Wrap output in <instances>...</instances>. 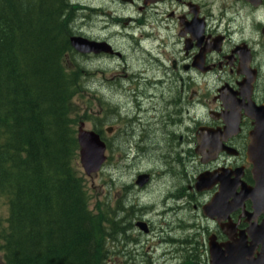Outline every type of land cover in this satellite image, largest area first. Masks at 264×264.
Instances as JSON below:
<instances>
[{"label":"flooded vegetation","instance_id":"af4514ba","mask_svg":"<svg viewBox=\"0 0 264 264\" xmlns=\"http://www.w3.org/2000/svg\"><path fill=\"white\" fill-rule=\"evenodd\" d=\"M115 1L127 13L131 30L139 32L140 44L129 33L126 37L151 57L153 67L139 75L148 83L122 89L127 92L126 102L117 97L114 103L118 104L106 106V116L112 120L105 130L107 141L101 131L97 134L105 151L117 158H143L153 149L165 166L158 175H170V163L182 171L184 185L157 180L161 208L152 214L170 225L159 222V229L168 227L164 240L168 247L161 251V260L263 264L259 245L253 247L247 233L262 216L250 215L245 192L253 187V167L246 160L248 135L254 113L264 112V0ZM134 8L138 14L132 19ZM76 19L73 14L72 20ZM237 21L243 24L239 30ZM89 40L105 42L110 51L79 55L121 58L110 38ZM143 44L149 45L147 50ZM197 79L213 81L209 95L200 96L192 87ZM113 139L121 145H113ZM195 159L198 166L193 168ZM135 180L139 191L146 192V185L139 186L140 180ZM124 187L128 196L135 194L131 185ZM126 197L117 201L123 208L120 219L129 221L130 227L138 222L147 228L148 220L132 221L137 204L132 201L126 207ZM171 214H176L173 220Z\"/></svg>","mask_w":264,"mask_h":264},{"label":"trees","instance_id":"16d2710c","mask_svg":"<svg viewBox=\"0 0 264 264\" xmlns=\"http://www.w3.org/2000/svg\"><path fill=\"white\" fill-rule=\"evenodd\" d=\"M71 12L65 0H0L4 264H105L107 242L130 228L117 218L120 202L87 209L72 103L83 68L68 43Z\"/></svg>","mask_w":264,"mask_h":264},{"label":"rangeland","instance_id":"374dc122","mask_svg":"<svg viewBox=\"0 0 264 264\" xmlns=\"http://www.w3.org/2000/svg\"><path fill=\"white\" fill-rule=\"evenodd\" d=\"M65 1L70 5V10L72 11L68 19V27L72 33L69 37L81 36L86 39H94L95 37L99 39L110 38L113 46L122 54L121 58L109 57L103 59L99 57H86L79 55L80 53H77L69 44L70 49L76 55L75 61L83 68L80 79L82 80L83 87L79 90V94L72 102L78 112V115L74 116V129L77 131L79 124H82L85 130L94 129L96 133L101 131L103 141L106 142L108 136L105 130L112 123V120L106 116V106L113 104L115 99L117 100V97L120 98L121 102L127 101V92H123V88L126 90L127 88L139 87L144 82L148 83V80H140L141 76L139 75L152 71L153 60L132 41V39H134L137 44H140L137 40L139 39V32L135 29L131 30V22L126 20L127 13L122 11L121 6L115 0ZM73 11H75V13ZM132 11L133 14L130 15L132 19L137 18V10L134 8ZM67 12H69V10H67ZM73 14L77 17L75 21L72 20ZM110 17L118 20V23L110 22ZM236 24L238 30L239 27L243 26L242 22L239 23L237 21ZM125 33H129L132 39L126 37ZM148 46V44H143L146 50ZM151 52L153 53L152 50ZM122 75L124 77H122ZM195 81L196 83H194L192 87L198 91L200 96H207L210 94L213 86L212 80L197 79L194 80V82ZM214 84H216V82H214ZM124 93H126L125 99L122 97ZM118 103L119 102H115L114 105ZM121 127L122 124L121 126H117L120 130ZM113 142V145H121V143L115 139H113ZM148 145L150 144L148 143ZM150 151L153 154L143 158L140 156L135 159L130 158L129 161L117 158V156L111 155L110 152L108 153V151H105V162L96 174L90 176L84 174L77 161L79 167L78 171L82 178L81 182L88 197V210L97 214L96 212H98V210H103L104 203L113 207L118 204V200H122L127 196L128 205H126V207L130 206L129 204L132 201L137 204V207L133 209L132 221H150L146 233L140 230L136 224L135 227L132 222V227L128 228V230L122 234L126 239L120 240L118 243H115V245L111 242H107L108 258L105 264H167L168 259L161 260V251L168 247L164 241L165 235L168 232V227H163L164 230L159 229V222H163L167 226L170 225L162 219H158L155 214H152V211L156 207H160L157 206V201L159 199L158 195H160V192L159 194L157 193V188L159 186V181L157 180L162 178L164 183L174 186H178L180 183L184 185L185 183L182 171L179 170L175 163H170V167L172 168L171 171H169L171 172L170 175L165 173L166 175L164 176L161 175V172H159L158 175L159 168H162L163 165L162 159H157L158 156L154 154L153 149ZM197 166L198 162L197 159H195L193 168ZM162 169L164 170L165 166ZM173 171L174 173H172ZM137 173L149 178L143 183L146 185V187H144L146 192L139 191L138 187L134 184V179L137 180L139 177ZM124 185H131L135 194L128 196L126 192H123ZM143 192L146 193L145 196ZM7 211V200L1 197L0 217L5 218ZM110 211H112L111 208ZM181 214H184V211H181ZM123 216L124 215H118V219ZM173 216H176V214H171L169 219L173 220ZM113 230L114 226L111 233H115ZM161 231L162 234H160ZM113 235L114 234H112V236ZM0 264H4V258L1 253Z\"/></svg>","mask_w":264,"mask_h":264},{"label":"water","instance_id":"95a60500","mask_svg":"<svg viewBox=\"0 0 264 264\" xmlns=\"http://www.w3.org/2000/svg\"><path fill=\"white\" fill-rule=\"evenodd\" d=\"M70 46L80 54L109 52L110 48L105 42H95L81 36L69 37ZM254 125L252 131L248 135L247 146V162L251 164V177L253 187L249 188L245 193L247 199L251 202V214L253 216H262L260 224L247 233L253 241V247L259 245L261 249V261L264 264V112L257 111L253 115ZM76 142L78 145V163L86 176L96 174L102 164L105 162V144L99 135L93 130L83 129V125L79 124L76 131ZM141 177L136 181L139 186L144 183ZM202 175L197 179L200 180ZM136 226L146 232L142 223H136ZM241 247V246H240ZM243 264V263H242Z\"/></svg>","mask_w":264,"mask_h":264},{"label":"bare ground","instance_id":"6f19581e","mask_svg":"<svg viewBox=\"0 0 264 264\" xmlns=\"http://www.w3.org/2000/svg\"><path fill=\"white\" fill-rule=\"evenodd\" d=\"M143 225H144V227H145V229H146V232H147V228H146V225L144 224V223H142ZM146 232H144V233H146Z\"/></svg>","mask_w":264,"mask_h":264}]
</instances>
